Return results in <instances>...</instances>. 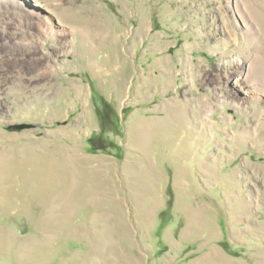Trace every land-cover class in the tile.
I'll return each instance as SVG.
<instances>
[{"label": "rangeland", "instance_id": "rangeland-1", "mask_svg": "<svg viewBox=\"0 0 264 264\" xmlns=\"http://www.w3.org/2000/svg\"><path fill=\"white\" fill-rule=\"evenodd\" d=\"M244 1L255 40L231 0H37L66 51L36 42L32 0L0 6V264H264V94L244 92L264 0Z\"/></svg>", "mask_w": 264, "mask_h": 264}, {"label": "bare ground", "instance_id": "bare-ground-1", "mask_svg": "<svg viewBox=\"0 0 264 264\" xmlns=\"http://www.w3.org/2000/svg\"><path fill=\"white\" fill-rule=\"evenodd\" d=\"M32 1L35 4H30L29 5V4H27V2H25V0H0V6L3 5V4H7V5L11 6L14 9H18L23 3L27 4V6L30 9H32V13H34L35 18H37L34 22L30 21L31 19L30 20H26L27 22H29V25L32 24L35 27V33L34 34H36V37H37L36 38V42L42 44L41 40L47 39V38H50V37H52V38L55 37V38H58L60 40V45L61 46H60V48H58V50H60V51H66V49L68 47V36H69V34L66 32V30H56V29H54L55 26L52 23V20H51L50 17H48V16L40 17V13H35L34 6H39L40 7V4L37 2V0H32ZM231 2H232L234 11L237 14V17H238L239 21L243 24V26L245 28V31L249 34V39L251 38V39L255 40L256 38L260 37L261 35L260 36H257V34H258L257 33V29H256L257 27H255L254 24L252 23V21L254 19H252L253 17H251V15H250L251 12L249 13L247 7L245 6V1L244 0H231ZM6 10H8V9H6ZM52 11L56 15L57 20H58V23H61L62 22V21H60V19H62V20L65 19V17H66L65 14H64L65 12L64 11H60L59 8H58V6H56L55 8H53ZM26 12L29 13L28 10ZM25 15H26V13H23L21 16H25ZM91 22H93V21H91ZM98 22H97V24H98ZM90 26H91V24H90ZM103 27L104 26H100V25H98V26L93 25L92 26V28L94 30H97V33L95 34L94 37L96 38V40L98 39V41H100V42L102 40L105 41V38L103 37V34H100V32H102ZM0 28H2L3 30H5V27L2 26V25H0ZM85 33L84 34L87 37L90 36V35H92V33L89 32V31H86ZM257 45H260V43L257 44ZM256 51H257V49H256ZM251 60H252V58H251ZM262 60H263V58L261 56L256 55L255 58H254V60H252V62H248L245 65V69H243L242 71H240L239 73H237L235 75V77L233 78V82H235L238 85L239 83H241L242 80H245V79L250 80L249 78H251L252 77V74L254 73V72H252L253 69L258 64V62H260ZM253 83L254 84L251 85V87H249V89L248 88H244L245 95L246 96L247 95H251L252 93H255V94L262 93V94H264V82L261 83L259 81L258 82L257 81H254Z\"/></svg>", "mask_w": 264, "mask_h": 264}, {"label": "trees", "instance_id": "trees-1", "mask_svg": "<svg viewBox=\"0 0 264 264\" xmlns=\"http://www.w3.org/2000/svg\"><path fill=\"white\" fill-rule=\"evenodd\" d=\"M103 105H104L106 108H110V107H108L105 103H103ZM106 113H107V109H106Z\"/></svg>", "mask_w": 264, "mask_h": 264}]
</instances>
